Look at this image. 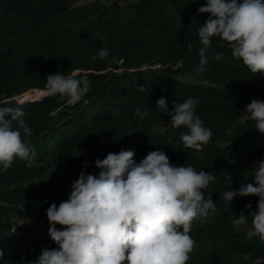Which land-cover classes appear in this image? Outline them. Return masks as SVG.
<instances>
[{
	"label": "trees",
	"instance_id": "16d2710c",
	"mask_svg": "<svg viewBox=\"0 0 264 264\" xmlns=\"http://www.w3.org/2000/svg\"><path fill=\"white\" fill-rule=\"evenodd\" d=\"M81 1L0 0V106L24 112L32 135L21 132L34 153L0 171V264H32L44 246L57 247L48 235L47 208L68 199L82 171L89 174L83 155L102 159L121 149L134 150L137 162L160 150L173 166L191 165L216 177L203 192L217 211L193 222L196 246L188 264H254L257 258L264 264V243L232 224L241 212L254 211L259 198L235 197L227 207L223 200L225 190L253 183L264 161V134L244 110L252 99L264 100V76L253 75L215 37L206 70L193 71L200 62L198 29L210 15L198 12L206 0H139L126 14L103 8L83 16L76 7ZM102 49L108 50L103 59ZM72 71L91 81L74 106L46 94L48 75ZM189 96L199 100L196 114L213 133L199 151L184 148L180 136L187 129L172 128L170 116L156 106L164 97L172 111L174 101ZM138 108H147V115L140 118ZM53 167L61 174H50ZM15 217L26 222L12 233Z\"/></svg>",
	"mask_w": 264,
	"mask_h": 264
},
{
	"label": "clouds",
	"instance_id": "9594fccd",
	"mask_svg": "<svg viewBox=\"0 0 264 264\" xmlns=\"http://www.w3.org/2000/svg\"><path fill=\"white\" fill-rule=\"evenodd\" d=\"M198 12L210 15L198 29L200 62L193 68L197 75L206 70L207 51L215 37L253 75L264 76V0H206ZM107 56V49L98 53L101 59ZM221 58V53L214 57ZM90 88L91 81L78 77L76 71L46 78V94L59 95L70 106L84 99ZM198 104V99L189 96L183 102L174 101L173 110L168 111L164 97L156 101L157 108L170 116L172 128L187 129L181 141L184 148L195 151L210 143L213 135L196 114ZM244 110L254 122L253 129L264 134V100L252 99ZM147 112V108L136 110L140 118ZM23 117L21 109L0 106V171H7L15 158L34 154L24 139L32 131ZM134 156V150L121 149L97 158L98 175L82 171L70 185L68 199L59 206L50 204L48 235L57 247L44 246L32 264H188L196 246L190 235L193 222L217 211L211 195L206 197L203 192L216 177L191 165L173 166L160 150L148 152L139 162ZM83 167H89L87 162ZM253 181L238 190H225L223 200L227 207L235 197L259 198L249 214L250 226L249 215L243 212L232 224L237 232L246 229L247 239L264 243V161L258 163ZM254 264H262L261 259Z\"/></svg>",
	"mask_w": 264,
	"mask_h": 264
},
{
	"label": "rangeland",
	"instance_id": "374dc122",
	"mask_svg": "<svg viewBox=\"0 0 264 264\" xmlns=\"http://www.w3.org/2000/svg\"><path fill=\"white\" fill-rule=\"evenodd\" d=\"M139 0H82L79 2L76 7L79 11V13L83 16L84 14H89L96 9H103L106 8L108 9V12L111 14H126L127 12L131 11L134 6L137 5ZM240 92V91H237ZM31 93L26 94L23 96V98H26L30 95ZM22 100V99H21ZM167 127L160 128L155 131V133H160L162 131H165ZM218 147H224L223 145L217 144ZM105 154L101 155L100 157L105 158ZM83 159L87 161V164L92 166L90 169L89 174L93 175H98L100 169H98L95 166V160L96 157L89 156L87 154L83 155ZM80 167L82 165H79ZM49 173L52 175H60L61 171L56 168H50Z\"/></svg>",
	"mask_w": 264,
	"mask_h": 264
},
{
	"label": "built area",
	"instance_id": "2783aa9c",
	"mask_svg": "<svg viewBox=\"0 0 264 264\" xmlns=\"http://www.w3.org/2000/svg\"><path fill=\"white\" fill-rule=\"evenodd\" d=\"M26 222L24 217H15L11 220V232L12 233H16L20 227H22L24 225V223ZM17 224H23V225H17ZM46 222L45 220H42L40 222V225H45ZM16 228L15 232H13V229Z\"/></svg>",
	"mask_w": 264,
	"mask_h": 264
}]
</instances>
